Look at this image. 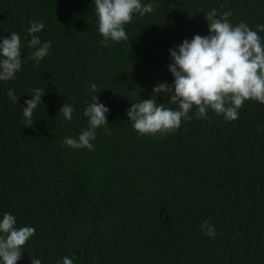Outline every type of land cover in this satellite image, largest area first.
Here are the masks:
<instances>
[{
  "label": "trees",
  "instance_id": "obj_1",
  "mask_svg": "<svg viewBox=\"0 0 264 264\" xmlns=\"http://www.w3.org/2000/svg\"><path fill=\"white\" fill-rule=\"evenodd\" d=\"M151 2L153 13L125 26L127 41L103 47L93 0H0V37L16 32L24 45L21 71L0 81V215L36 230L18 264H264V104L246 101L235 121L209 110L156 136L139 135L126 114L173 82L169 49L209 35L206 12L230 11L233 25L256 30L264 0ZM30 21L45 24L37 35L52 44L38 65ZM90 83L110 109L108 131L96 130L92 151L69 148L64 138L88 125ZM36 88L43 104L26 123ZM64 103L75 108L71 121L60 116ZM205 220L215 239L201 231Z\"/></svg>",
  "mask_w": 264,
  "mask_h": 264
},
{
  "label": "clouds",
  "instance_id": "obj_2",
  "mask_svg": "<svg viewBox=\"0 0 264 264\" xmlns=\"http://www.w3.org/2000/svg\"><path fill=\"white\" fill-rule=\"evenodd\" d=\"M97 18L98 32L103 38L101 46L110 47V41L120 43L128 40L126 25L135 15L144 16L155 11L154 3L143 0H93ZM209 35L193 36L185 39L175 48L169 49V71L173 77L171 84L160 82L153 87L151 99H142L127 109V118L133 129L141 136L164 135L181 126L182 121L206 119L211 110L226 121L239 118V109L246 101L254 100L264 104V24L256 30L241 22L233 25L230 11L219 12L211 9L206 12ZM26 29L27 47L32 49L29 59L39 64L50 53V41H42L40 36L45 24L30 21ZM22 45L19 33L12 32L10 37H0V81L15 80L22 69ZM89 98L85 101L83 115L88 125L78 137H65L62 145L73 149L94 150L92 141L96 130L104 127L108 131L107 116L110 109L96 95L97 86L90 83ZM7 95L13 103L18 97L15 89ZM44 90L33 89L31 99L25 101L23 116L30 123L35 110L43 104ZM163 96L175 108L157 102ZM75 108L64 103L60 116L71 121ZM204 235L215 239V225L205 220L200 225ZM32 226H17L16 217L5 212L0 215V264H18L23 259L26 244L35 235ZM31 264H42V260L30 257ZM76 257L64 256L59 264H75Z\"/></svg>",
  "mask_w": 264,
  "mask_h": 264
}]
</instances>
